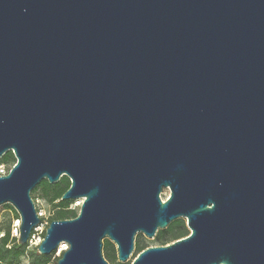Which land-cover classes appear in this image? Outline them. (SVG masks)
Returning <instances> with one entry per match:
<instances>
[{"label": "water", "instance_id": "95a60500", "mask_svg": "<svg viewBox=\"0 0 264 264\" xmlns=\"http://www.w3.org/2000/svg\"><path fill=\"white\" fill-rule=\"evenodd\" d=\"M0 206L66 175L74 218L38 245L108 264L186 218L190 234L131 264H264V0H0ZM164 188L170 189L167 199Z\"/></svg>", "mask_w": 264, "mask_h": 264}, {"label": "trees", "instance_id": "16d2710c", "mask_svg": "<svg viewBox=\"0 0 264 264\" xmlns=\"http://www.w3.org/2000/svg\"><path fill=\"white\" fill-rule=\"evenodd\" d=\"M16 161V157L12 151H8L0 157V164H15ZM70 185V178L64 175L56 183H50L47 179H43L33 190V192L40 190L41 196L47 199L54 206L55 215L52 217L50 222L55 219L74 218L78 215V211L70 208L73 201L62 199L63 194L70 187ZM6 205H9L14 209V207L9 203L3 204L0 206V214L1 210ZM14 210L19 218L17 210ZM45 231L43 233V237L45 236ZM34 233L35 229H33L32 235ZM189 234L190 229L187 226L186 220L184 218H177L169 223L167 228L159 229L155 236V240L161 245H165L177 239L186 237ZM19 235L20 231L19 234L15 236L13 235L12 228L2 227L0 221V264H22L21 260L23 257H28V264H51V254H40L38 247L33 251L29 250V241L25 244H21L19 242ZM145 248L146 247L143 243L135 241V249L138 253ZM103 251L105 256L112 260L113 264H131L121 261L116 262L118 259V253L116 252L114 243L108 238L103 240ZM55 252L56 251H53V253ZM59 258L60 256L57 259Z\"/></svg>", "mask_w": 264, "mask_h": 264}, {"label": "rangeland", "instance_id": "374dc122", "mask_svg": "<svg viewBox=\"0 0 264 264\" xmlns=\"http://www.w3.org/2000/svg\"><path fill=\"white\" fill-rule=\"evenodd\" d=\"M5 165L10 170L14 164L13 163H5ZM33 190L31 192V196L35 202V206H36L37 211L41 214L40 217H41L42 221H41L40 226L37 228V230H35V233L31 236V239L29 241V243H30L29 250H31V251L35 250L38 247V245L40 244V242L43 239L44 231L47 229V227L50 223V220L55 215L54 206L47 199H45L41 196V191L37 190L36 192H33ZM169 194H170V189L164 188L163 192H162V198L164 200L167 199ZM83 200H84V198H77L75 200H72L73 202L71 203L70 208L75 209L79 213ZM14 209H15V207H14ZM14 209L11 208L9 205H6L1 210V214H0L1 226L12 228L13 235H15L16 228H18V230H20L18 222H17L18 217H17ZM18 215H19V213H18ZM19 217H20V215H19ZM184 219L186 220V218H184ZM186 223H187V220H186ZM135 241H140L141 243H143V245L145 247L161 245L160 243H158L155 240V237L150 238L142 232H139L138 234H136ZM114 245H115L116 252H117L116 244L114 243ZM67 247H68L67 243H62L59 246V249L55 253H53V252L51 253V255H52L51 264H57V261H58L57 258L62 254V252L64 250H66ZM103 254H104V251H103ZM137 254H138V251L135 249V251L133 252V255L125 263H127V262L132 263L133 259L135 258V256H137ZM104 257L108 261V264H113L112 260L107 258L105 256V254H104ZM118 261L119 260L117 259L116 262H118ZM21 263L22 264H28V257H23L21 260Z\"/></svg>", "mask_w": 264, "mask_h": 264}, {"label": "built area", "instance_id": "2783aa9c", "mask_svg": "<svg viewBox=\"0 0 264 264\" xmlns=\"http://www.w3.org/2000/svg\"><path fill=\"white\" fill-rule=\"evenodd\" d=\"M9 172V169L6 167L5 164H0V175H6ZM39 216H41V214L38 212ZM18 225H19V229H20V224H21V218L19 217L17 219ZM39 227V226H38ZM35 230H37V228ZM18 228H16V232H15V236H17L19 234Z\"/></svg>", "mask_w": 264, "mask_h": 264}, {"label": "bare ground", "instance_id": "6f19581e", "mask_svg": "<svg viewBox=\"0 0 264 264\" xmlns=\"http://www.w3.org/2000/svg\"><path fill=\"white\" fill-rule=\"evenodd\" d=\"M64 243H66V242H64ZM67 248H68V247H67ZM67 248H66V249H67Z\"/></svg>", "mask_w": 264, "mask_h": 264}]
</instances>
